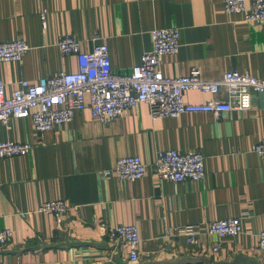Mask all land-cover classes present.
Returning <instances> with one entry per match:
<instances>
[{
    "label": "crops",
    "instance_id": "1",
    "mask_svg": "<svg viewBox=\"0 0 264 264\" xmlns=\"http://www.w3.org/2000/svg\"><path fill=\"white\" fill-rule=\"evenodd\" d=\"M254 0H247L248 7ZM47 11L46 27L41 15ZM176 28L177 55H166L164 75L180 77L197 67L207 80L239 71L264 79V24L228 14L224 0H0V43L24 40L30 47L20 62L0 61V81L9 96L21 81L79 70L75 54L58 44L66 35L88 52L98 42L110 53L113 71L129 74L153 49L151 31ZM99 39V40H96ZM212 96L188 91L190 104ZM218 99H226L221 93ZM264 139V94L253 107L219 118L185 114L153 121L141 103L120 118L101 122L86 109L69 124L41 134L30 119L0 122V142L33 145L23 157L0 159V230L11 229L0 251L3 264H129V249L97 227L134 225L140 245L138 264H264L258 248L264 231V158L252 148ZM196 150L205 157L200 181H160L158 151ZM139 156L147 176L136 181L105 177L117 159ZM63 199L69 214L58 222L37 213L47 200ZM241 218L242 233L221 238L200 234L195 246L180 227L204 230L210 221ZM215 247H220L214 252Z\"/></svg>",
    "mask_w": 264,
    "mask_h": 264
},
{
    "label": "built area",
    "instance_id": "2",
    "mask_svg": "<svg viewBox=\"0 0 264 264\" xmlns=\"http://www.w3.org/2000/svg\"><path fill=\"white\" fill-rule=\"evenodd\" d=\"M228 14L242 15L244 21L264 24V0H254L248 7L247 0H224ZM46 27L47 11L41 15ZM153 49L144 53L138 65L129 74L113 71L108 47L98 42L93 49L84 52L82 41L72 35L61 39L58 47L62 54H75L79 70L41 78L38 81L23 80L8 96L6 84L0 81V122L9 126L12 119H30L41 134L58 125L69 124L79 111L90 110L93 117L103 123L120 118L125 111L141 103L149 105L153 121L163 118H179L185 114L209 113L219 118L230 111H246L253 107L254 96L264 94V79L248 73L230 71L219 80H207L201 70L192 68L187 75L169 77L161 69L166 55H177L181 49V33L176 28L151 31ZM99 40V39H96ZM30 50L22 39L0 43V61L20 62ZM188 91L210 94L206 103L190 104L185 100ZM226 99H218L221 93ZM33 149L29 143L0 142V159L23 157ZM252 152L264 158V139L252 148ZM160 181L183 183L200 181L206 176L205 157L200 151L183 153L176 150L158 151L154 162ZM148 166L139 156H124L104 172L105 177L116 176L120 181H136L147 176ZM37 213L53 215L61 222L70 212L63 199L47 200L40 204ZM200 227L188 225L178 232L187 237L190 245L199 243L200 234L221 238L237 237L242 233L241 218L210 221ZM103 234L129 249L128 263L140 261L141 239L134 225L111 226L98 222ZM11 229L0 230V251L12 240ZM258 248L264 253V231L259 234ZM220 247H215L218 252ZM0 264H3L0 259Z\"/></svg>",
    "mask_w": 264,
    "mask_h": 264
}]
</instances>
